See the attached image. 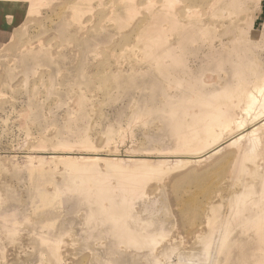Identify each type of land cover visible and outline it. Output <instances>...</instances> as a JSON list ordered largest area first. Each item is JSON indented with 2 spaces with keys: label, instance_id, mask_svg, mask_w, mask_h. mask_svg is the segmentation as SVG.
Segmentation results:
<instances>
[{
  "label": "rangeland",
  "instance_id": "374dc122",
  "mask_svg": "<svg viewBox=\"0 0 264 264\" xmlns=\"http://www.w3.org/2000/svg\"><path fill=\"white\" fill-rule=\"evenodd\" d=\"M262 83L264 0H0V264H264V235L230 206L245 188L255 199L264 177ZM216 110L234 129L179 149ZM57 156L91 157L111 184L113 161H165L130 209L155 246L120 241L95 215V186L80 197L71 171L82 167ZM208 208L220 224L206 254Z\"/></svg>",
  "mask_w": 264,
  "mask_h": 264
},
{
  "label": "bare ground",
  "instance_id": "6f19581e",
  "mask_svg": "<svg viewBox=\"0 0 264 264\" xmlns=\"http://www.w3.org/2000/svg\"><path fill=\"white\" fill-rule=\"evenodd\" d=\"M77 12L78 11H76V13ZM258 90H259V93L261 94L260 95V101H261L260 106L264 108V83L259 84ZM213 96L219 99L226 100V98L228 97V93L226 92L217 93L215 95L213 94ZM237 97H239V95H237ZM243 100H247L244 106V110L248 111V109H250L251 107L252 108L254 107L255 103L257 102V96L253 94H247L244 96ZM201 119H203V125L201 129L199 128L197 129L195 126L192 125V128L194 130L193 132L188 133L184 135L183 137H179L178 139V142L180 144L179 149L188 151V150H192V149L194 150L196 148H200L204 146L206 147V145H208L209 143H212L213 141L215 142L219 139L220 137L219 135H221V131L223 128H226L228 130L234 129V126L232 125V121L235 119V117L233 113L231 112L221 113L216 110V111L211 112L209 115L208 114L202 115L199 118V120ZM263 124L264 123H261V125ZM217 137L218 139H216ZM240 137L242 138V134ZM245 138H248V140L245 139L246 140L245 143L248 148L246 149L249 150V151L245 150L246 151L245 154L247 153L246 155L250 158L253 156L255 152V149H256L255 141L257 140V138L250 137L249 135H246ZM235 142L237 143V141ZM84 143L87 145L89 144L88 140H85ZM226 145L228 146L230 144H226ZM219 151L220 149L218 148V146H216L215 148L211 150H208L206 154L204 155L206 158L197 160V163H198L197 165L199 166L200 163H204V162H207L208 160H211L214 156H217L216 154ZM69 157L70 156H68V158H65V156H63L64 158L63 159L59 156L56 159L59 161L62 160L60 162L58 161L59 163L64 161L66 163V164L63 163L65 166H70V165L72 166V164L67 165L70 162L73 164L78 163L77 165L82 167L80 169V167L78 166L79 167L78 169H80L81 173H79L77 169H75L77 170L75 171V173H73L74 171L73 172L71 171V173L74 174L73 179H74V182L77 183L76 188L80 185L79 191H80L81 198L91 197L93 193L91 189L92 187L95 186L94 195H95V200L97 202V206L94 210L96 211L95 215H98V214L104 215L103 216L104 219L110 223L111 228L115 231L116 235L120 238V241L124 242V244L136 246V247H140V246L154 247L159 234L158 233L149 234L145 230L136 231V230L131 229L129 226L130 209H131L133 197L137 195L140 189H143L146 183L145 182L146 178H151V177L154 178L155 176L159 175L161 170L162 172H164V170H167L169 166L166 169V166H165L166 162L164 161L165 169L163 170V165H162L164 164L162 162L163 160L160 161L162 163H158V164L156 163L158 162L157 160L155 163L152 161L146 163L147 162L146 160L144 161V163L146 164H144L143 163L144 159L142 160L133 159L132 163L130 161L131 166H127L128 164H126V162L123 165L121 163L119 165L118 162H115V163H118V165L115 166L114 161H113L112 166L114 168L115 167L117 168L116 177L118 178V182H116L115 184H113L114 182H112L111 184L108 179V177L110 176L109 173L104 174V175H99V173L101 172H98L96 166L94 169V163H92L93 161L90 160L91 157L90 159L85 156H80L79 159H77L78 157H75V156H74L75 158L71 156L70 159ZM191 157L195 159V156H191ZM94 159L96 160L97 157L96 158L94 157ZM107 161L109 162L108 164L110 165L112 164L110 163L112 162V160L107 159ZM97 162H100V161H97ZM104 162L107 163L106 159ZM105 163H104V166L106 165ZM125 164H126V167L124 166ZM105 168L102 167L101 169H104L105 171L107 169ZM116 168L114 170H116ZM249 191H250L249 189L247 190L245 188L239 194H236L232 197L230 201V206H231V210L233 213V218L235 220L238 219L242 221L243 226L256 227V230L258 231V233H260L261 235H264V177L261 182L260 190L257 193V197L255 199H251L248 201L244 200L243 198L248 195ZM211 197L215 198L216 195L211 196ZM196 204H198L196 201L190 202L191 206H194ZM208 209H209L208 211H205L204 213H202V217L200 215V222L198 224L199 228L202 225L201 229L204 228V223L208 225L207 233L203 236V244L206 250V254L209 250V245L211 244L212 232L220 224V222L218 221V212L214 210L213 208H208ZM209 218H211V220H209ZM227 234H228V229L225 227L223 228L222 233H221V243L223 244V246L221 245L222 247H224V245L226 246L228 243ZM54 257L57 260L56 255H54Z\"/></svg>",
  "mask_w": 264,
  "mask_h": 264
}]
</instances>
